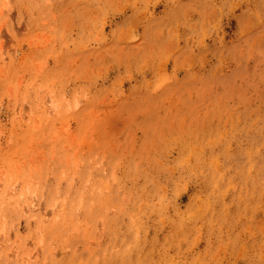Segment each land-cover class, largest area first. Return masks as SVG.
I'll return each mask as SVG.
<instances>
[{"label": "rangeland", "instance_id": "1", "mask_svg": "<svg viewBox=\"0 0 264 264\" xmlns=\"http://www.w3.org/2000/svg\"><path fill=\"white\" fill-rule=\"evenodd\" d=\"M0 264H264V0H0Z\"/></svg>", "mask_w": 264, "mask_h": 264}]
</instances>
